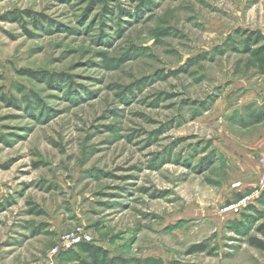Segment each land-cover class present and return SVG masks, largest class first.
<instances>
[{
    "label": "rangeland",
    "instance_id": "rangeland-1",
    "mask_svg": "<svg viewBox=\"0 0 264 264\" xmlns=\"http://www.w3.org/2000/svg\"><path fill=\"white\" fill-rule=\"evenodd\" d=\"M261 83L264 0H0V264H264Z\"/></svg>",
    "mask_w": 264,
    "mask_h": 264
},
{
    "label": "crops",
    "instance_id": "crops-1",
    "mask_svg": "<svg viewBox=\"0 0 264 264\" xmlns=\"http://www.w3.org/2000/svg\"><path fill=\"white\" fill-rule=\"evenodd\" d=\"M259 94L260 109L258 111H250L248 114L259 115L261 121L248 127H235L240 130H234L233 137H235V141L232 140V148L230 147L228 153L230 159H232L233 167L236 168L237 166L238 173L250 179L252 177L256 178L257 174L264 173L263 168L255 162L256 157L264 159V83L260 84ZM248 98L245 103L251 100V95ZM249 116L246 114L245 119L247 120ZM241 159L244 162L242 165L237 162Z\"/></svg>",
    "mask_w": 264,
    "mask_h": 264
},
{
    "label": "trees",
    "instance_id": "trees-1",
    "mask_svg": "<svg viewBox=\"0 0 264 264\" xmlns=\"http://www.w3.org/2000/svg\"><path fill=\"white\" fill-rule=\"evenodd\" d=\"M33 78L37 79V76H39L41 79H44V81L48 80L49 82V78H46V75H38V74H31ZM250 116L247 118V120H245V124H247V126H251L252 124H257L261 121V117H259V115H252L249 114ZM264 197V196H263ZM264 202V199H262ZM257 232L259 233V235L262 237V239L256 238V237H252L249 239V245L255 249H258L260 251L264 252V224H261L258 229ZM83 252L87 253L89 255L90 258L96 259V253H98V255H102L101 253L103 252L100 249L95 248V246H85L81 248ZM105 252V251H104ZM105 255V253H103ZM98 260V258H97Z\"/></svg>",
    "mask_w": 264,
    "mask_h": 264
},
{
    "label": "built area",
    "instance_id": "built-area-1",
    "mask_svg": "<svg viewBox=\"0 0 264 264\" xmlns=\"http://www.w3.org/2000/svg\"><path fill=\"white\" fill-rule=\"evenodd\" d=\"M261 163L264 164V159H261ZM260 182L262 184V187L264 186V173L261 175L260 178ZM248 200V197H245L244 199H242L238 204H236L235 206H228L223 208L222 212L224 213H229V212H234L237 213L239 208L246 203V201Z\"/></svg>",
    "mask_w": 264,
    "mask_h": 264
}]
</instances>
